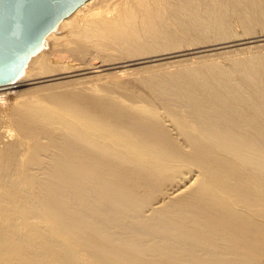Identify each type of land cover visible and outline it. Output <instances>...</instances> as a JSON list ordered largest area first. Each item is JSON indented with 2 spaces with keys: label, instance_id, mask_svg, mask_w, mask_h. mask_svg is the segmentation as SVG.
Segmentation results:
<instances>
[{
  "label": "bare ground",
  "instance_id": "1",
  "mask_svg": "<svg viewBox=\"0 0 264 264\" xmlns=\"http://www.w3.org/2000/svg\"><path fill=\"white\" fill-rule=\"evenodd\" d=\"M0 90V264H264V0H87Z\"/></svg>",
  "mask_w": 264,
  "mask_h": 264
},
{
  "label": "water",
  "instance_id": "2",
  "mask_svg": "<svg viewBox=\"0 0 264 264\" xmlns=\"http://www.w3.org/2000/svg\"><path fill=\"white\" fill-rule=\"evenodd\" d=\"M87 0H0V87L13 82L45 37Z\"/></svg>",
  "mask_w": 264,
  "mask_h": 264
},
{
  "label": "rangeland",
  "instance_id": "3",
  "mask_svg": "<svg viewBox=\"0 0 264 264\" xmlns=\"http://www.w3.org/2000/svg\"><path fill=\"white\" fill-rule=\"evenodd\" d=\"M230 50H234V48L233 49H227L226 51H230ZM201 56V55H200ZM188 59H191V57H188ZM167 62V61H166ZM166 62H164V63H166ZM146 66V65H145ZM136 68V67H135ZM15 90V88H12V91H14ZM4 92V90H0V94H2L3 92ZM10 101V102H9ZM12 102V99L11 98H7L6 99V103L7 104H9V103H11ZM6 140H7V138H6ZM0 141H4V138L0 135Z\"/></svg>",
  "mask_w": 264,
  "mask_h": 264
}]
</instances>
